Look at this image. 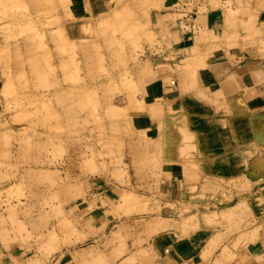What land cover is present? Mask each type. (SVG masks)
<instances>
[{"label":"rangeland","instance_id":"1","mask_svg":"<svg viewBox=\"0 0 264 264\" xmlns=\"http://www.w3.org/2000/svg\"><path fill=\"white\" fill-rule=\"evenodd\" d=\"M164 3L173 9H213L221 31L200 33L191 52L178 59L151 25L150 11ZM69 4L70 0H0V64L6 75L0 109V231L7 233L0 241L27 246L32 254L44 238L34 236L35 222L26 219L36 213L49 217L54 203H59L60 231L67 236L70 222L61 203L69 193L75 198L82 194L67 188L70 149L81 150L84 144L92 171L99 163L102 169L119 166L120 174L91 173L92 181L109 176L126 187L123 193L153 192L127 188L130 165L121 143L115 142L116 135L133 134L128 105L139 90L136 69L146 71L152 62L189 68L193 60L187 57L218 47L229 50L232 59L243 52L264 55V22L256 18L264 0H108L105 12L78 15L70 13ZM67 24L74 25L76 39L67 35ZM77 39L94 44L96 60L81 61ZM80 47L85 48L83 43ZM146 47L152 50L151 59L145 57ZM252 155L256 158L250 160V174L227 189L199 196L205 201L202 206H183L176 216L183 235L216 233L213 249L220 258L215 264H243L247 257L238 244L253 246L263 235L264 149L259 152L256 143ZM36 165L59 171L30 172ZM141 198L148 202L146 196Z\"/></svg>","mask_w":264,"mask_h":264},{"label":"crops","instance_id":"2","mask_svg":"<svg viewBox=\"0 0 264 264\" xmlns=\"http://www.w3.org/2000/svg\"><path fill=\"white\" fill-rule=\"evenodd\" d=\"M107 3L70 0L69 11L102 13ZM165 5L150 11L151 25L178 59L191 52L200 33L221 31L213 9L199 12L197 6L173 9ZM256 18L264 22V9ZM65 29L69 37L77 38L74 25L67 24ZM77 40L81 61L96 60L94 44ZM202 52L186 58L193 60L189 68L152 62L146 71L136 69L139 90L128 105L133 134L129 138L116 135L115 142L121 143L122 156L125 153L130 165L132 179L127 188L153 192L123 193L126 187L109 176L92 181L91 173L117 175L119 166L102 169L99 163V169L92 171L84 144L81 150L70 149L67 188L82 194L75 198L69 193L61 203L62 214L70 222L67 236L60 231L59 203H54L49 217L36 213L26 219L35 222L34 236L44 238L34 245V253L27 246H5L1 239L0 264H215L219 260L218 250L213 249L216 233L200 230L183 235L177 230L176 216L183 206H202L205 201L199 196L227 189L229 183L250 174L256 143L259 152L264 149V55L243 52L232 59L229 50L219 47ZM146 54L151 59L149 47ZM5 79L0 64V109ZM120 107L115 104L116 109ZM68 114L70 120L75 116L73 109ZM55 171L59 170L36 165L30 172ZM129 211L135 214L126 215ZM261 233L253 246L238 244L247 257L243 264H264V228ZM6 234L0 231L1 238Z\"/></svg>","mask_w":264,"mask_h":264}]
</instances>
